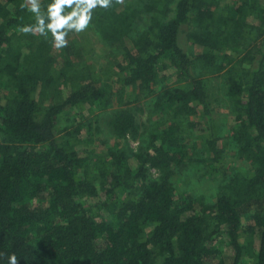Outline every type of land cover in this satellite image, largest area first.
Segmentation results:
<instances>
[{"label": "trees", "instance_id": "1", "mask_svg": "<svg viewBox=\"0 0 264 264\" xmlns=\"http://www.w3.org/2000/svg\"><path fill=\"white\" fill-rule=\"evenodd\" d=\"M8 2L11 10L0 4V79L9 88L0 94V264L12 253L18 264H239L244 252L264 264V0L98 8L92 25L120 51L104 77L72 34L57 66L49 40L20 32L32 13ZM181 34L200 52L183 48ZM209 73L223 80L227 134L212 116ZM146 100L141 130L123 106ZM84 105L118 106L108 119L114 143L102 153L78 151L80 126L57 132L59 115ZM199 107L204 131L195 134ZM228 143L246 170L217 167ZM191 161L218 177L215 200L198 211L202 197L179 200L172 181Z\"/></svg>", "mask_w": 264, "mask_h": 264}, {"label": "rangeland", "instance_id": "2", "mask_svg": "<svg viewBox=\"0 0 264 264\" xmlns=\"http://www.w3.org/2000/svg\"><path fill=\"white\" fill-rule=\"evenodd\" d=\"M0 4H4L5 8H8L9 10L12 9V5L8 2V0H0ZM146 19L147 18L144 15L140 20H136L135 25L133 27L135 33L145 27ZM135 33H133V36H135ZM72 38L75 40L76 44L81 49L84 61L93 66L95 72L99 74L100 77H104L105 74L109 75L108 67L110 65V62H115V55L120 54L117 45L114 43L104 42L99 37L93 25H91L88 31L85 33L79 35L72 34ZM179 43L183 48H189L194 52H200L201 50V48L197 45L190 46V43L185 40L183 34H181L179 37ZM51 51L53 56L56 57L57 60L59 59L58 63L56 64L57 66H59L63 50L61 49L57 51L52 47ZM227 52L230 54L234 53L230 49ZM169 72L171 71H167L166 73ZM109 78H111L114 87H118L119 84H115L116 78L114 76L111 77V75ZM205 80L207 90L211 93L210 100L213 108L212 116L214 118V121L216 125L220 126V131L224 134H227V130L230 129L232 126V117L228 113L229 103L227 102L225 96V87L223 84L222 77H220L218 74L209 73L206 76ZM130 91H132L131 88ZM8 92L9 88L8 85L5 83V79H0V94L7 95ZM147 106L148 101L143 102L142 108L135 107V105L133 104H124L123 106L125 108H129L132 112H134L138 126L141 130L145 125L147 118H149V111ZM116 108H118V106L114 105L113 108L109 109V111L106 112L97 110L91 111L87 105L66 109L62 114L59 115L56 121L57 132L59 131L58 134L60 135L62 134L61 132L65 128L71 129L73 126H80V143L78 145V151L83 152L84 148H94V150L96 151L95 153H102L105 151L107 144L112 145L115 140L109 128L108 119ZM200 110L201 108L199 107L197 116L198 123L194 127L195 134H199L204 131V118L203 116H201ZM96 138H100L101 140L106 139L107 142H93V140H95ZM192 139H194L193 141L197 144V147H200V140H198L197 138ZM127 140L131 149L135 151L138 146V140L132 138H128ZM234 151L235 149L232 143H228L224 146L222 150V160L220 163L216 164L221 171L226 170V172H228L229 174L232 169L246 170L245 163L236 158ZM130 163L134 165V158H130ZM152 173L154 174L153 171ZM215 176L216 175L214 174L207 173L206 168H204L202 164H199L196 161L189 162L185 168L179 171H175L174 175L172 176V181L177 191V198L181 200L185 199V197L188 196H192L194 198L201 196L202 199L200 201H196L195 204L196 211H198V209L203 204L215 200L218 179V177ZM97 199L98 198H91L90 201L93 203ZM36 201L46 202V196H43L42 198ZM36 201L35 203H37ZM243 221L246 222L245 219H243ZM243 239L244 237L242 235L240 241L243 242ZM226 248L227 247H224V249ZM239 264H253V259L247 252H244L239 261Z\"/></svg>", "mask_w": 264, "mask_h": 264}, {"label": "clouds", "instance_id": "3", "mask_svg": "<svg viewBox=\"0 0 264 264\" xmlns=\"http://www.w3.org/2000/svg\"><path fill=\"white\" fill-rule=\"evenodd\" d=\"M124 4L125 0H49L47 5L43 0H22L21 9L32 13L35 22L23 25L20 32L43 37L59 51L68 47L70 34L88 31L98 8L108 10ZM18 260L15 253L7 256V264H18Z\"/></svg>", "mask_w": 264, "mask_h": 264}]
</instances>
